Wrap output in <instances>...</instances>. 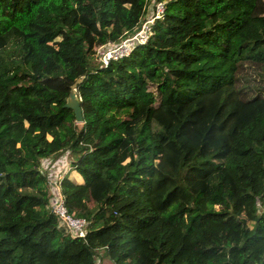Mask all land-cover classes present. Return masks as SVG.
I'll use <instances>...</instances> for the list:
<instances>
[{
	"label": "trees",
	"instance_id": "16d2710c",
	"mask_svg": "<svg viewBox=\"0 0 264 264\" xmlns=\"http://www.w3.org/2000/svg\"><path fill=\"white\" fill-rule=\"evenodd\" d=\"M108 263L264 264V0H0V264Z\"/></svg>",
	"mask_w": 264,
	"mask_h": 264
},
{
	"label": "built area",
	"instance_id": "2783aa9c",
	"mask_svg": "<svg viewBox=\"0 0 264 264\" xmlns=\"http://www.w3.org/2000/svg\"><path fill=\"white\" fill-rule=\"evenodd\" d=\"M163 9L161 3L157 4V12L160 13ZM150 20L143 23L138 31L133 33L130 36L125 37L118 43H106V45L100 47V55L98 58L103 64L112 59L116 60L121 57L127 56L132 48L139 43H144L150 35ZM59 159V161H61ZM51 209L52 211L59 216V222L63 225L72 235L83 237L86 233L87 222L85 219L80 217H75L72 214L67 212L65 208L63 199L58 191H53L51 196Z\"/></svg>",
	"mask_w": 264,
	"mask_h": 264
},
{
	"label": "water",
	"instance_id": "95a60500",
	"mask_svg": "<svg viewBox=\"0 0 264 264\" xmlns=\"http://www.w3.org/2000/svg\"><path fill=\"white\" fill-rule=\"evenodd\" d=\"M79 81L80 79H77L76 82L70 86L69 93L66 96L64 103V107L69 108L73 111L76 123H80L82 121L80 101L79 97L76 94V83Z\"/></svg>",
	"mask_w": 264,
	"mask_h": 264
},
{
	"label": "rangeland",
	"instance_id": "374dc122",
	"mask_svg": "<svg viewBox=\"0 0 264 264\" xmlns=\"http://www.w3.org/2000/svg\"><path fill=\"white\" fill-rule=\"evenodd\" d=\"M97 53L100 55V51H97ZM61 158H62L61 161L57 160L54 164H51V166H57L56 173H58L59 170H67L69 172L70 166L67 163V155L64 154V155H62ZM63 160H65V161H63ZM76 175L78 177H80L79 174H76L75 172H72V171L70 172V178L73 181H75L77 179Z\"/></svg>",
	"mask_w": 264,
	"mask_h": 264
},
{
	"label": "crops",
	"instance_id": "0c3cea01",
	"mask_svg": "<svg viewBox=\"0 0 264 264\" xmlns=\"http://www.w3.org/2000/svg\"><path fill=\"white\" fill-rule=\"evenodd\" d=\"M72 172H75V171H72ZM76 173V172H75ZM76 174H78V173H76ZM69 176H70V173H69ZM80 176V175H79ZM76 177H77V179L75 180V182L76 183H82V178H81V176L80 177H78L77 175H76Z\"/></svg>",
	"mask_w": 264,
	"mask_h": 264
}]
</instances>
